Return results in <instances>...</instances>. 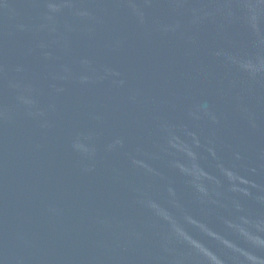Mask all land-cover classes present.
Instances as JSON below:
<instances>
[{"label":"water","instance_id":"water-1","mask_svg":"<svg viewBox=\"0 0 264 264\" xmlns=\"http://www.w3.org/2000/svg\"><path fill=\"white\" fill-rule=\"evenodd\" d=\"M0 264H264V0H0Z\"/></svg>","mask_w":264,"mask_h":264}]
</instances>
